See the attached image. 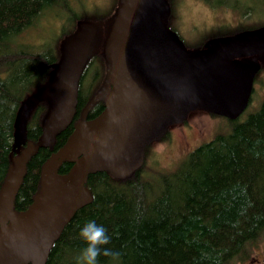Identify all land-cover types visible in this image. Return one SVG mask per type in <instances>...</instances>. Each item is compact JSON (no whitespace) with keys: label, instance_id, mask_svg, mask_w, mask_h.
I'll list each match as a JSON object with an SVG mask.
<instances>
[{"label":"water","instance_id":"obj_1","mask_svg":"<svg viewBox=\"0 0 264 264\" xmlns=\"http://www.w3.org/2000/svg\"><path fill=\"white\" fill-rule=\"evenodd\" d=\"M169 15L167 0L121 2L104 48L112 86L105 108L93 120L78 123L63 147L44 163L40 192L21 213L13 210L14 199L29 156L48 137L11 158L0 186V264H45L64 228L93 201L86 187L88 177L101 172L117 179L130 177L143 166L145 149L199 105L226 119L236 118L246 108L261 65L259 60L243 59L264 55V26L212 39L203 49L189 51L165 26ZM94 30L93 25L84 26L69 45L62 78L71 82V91L55 110L59 120L49 124V135L54 127L61 129L71 122L74 82ZM27 115V106L17 114L15 148L24 142ZM65 162L71 168L59 175Z\"/></svg>","mask_w":264,"mask_h":264},{"label":"rangeland","instance_id":"obj_2","mask_svg":"<svg viewBox=\"0 0 264 264\" xmlns=\"http://www.w3.org/2000/svg\"><path fill=\"white\" fill-rule=\"evenodd\" d=\"M208 1L174 0L173 14L169 22L177 29L174 32L187 50L200 44L205 37L210 38L216 35L219 29L226 28L234 31L239 27L264 25L262 0ZM219 1L222 4L215 5ZM0 2L9 5L8 9L1 13V18L7 17L6 21L0 20V68L2 69L0 129H5L4 134L8 143L13 146L12 127L17 113V104L23 97L26 100L24 94L29 85L32 83L38 85L43 81L42 65L35 59L38 56L43 57V60L47 59L51 55L49 52L62 43L65 35L82 21L83 16L87 18L93 16V21H99L100 19L95 16L105 15L97 13L102 7L103 11L107 10V16L111 17L114 13L115 0H75L69 8L70 12L68 14L63 12L62 20L60 12L56 13L54 18L48 16L53 18H48L49 27L46 31L50 30L49 35L46 31L35 35L42 39L38 43L21 39L22 35L27 36L26 32L18 34L33 21L35 24H40L37 23L39 13L35 0H0ZM121 2L122 0H118V7ZM93 7L96 8L94 14ZM1 9L3 7L0 5ZM111 10V14H108ZM246 12L250 13L245 15ZM46 21V19L42 20L40 24L42 29L45 28ZM108 22L110 24L112 20ZM59 23L63 25L59 33L55 34ZM13 44H17L15 48L17 53L25 58L11 57L15 51ZM259 59L262 69L256 75L250 104L239 117L226 119L199 107L187 117L184 123L169 127L162 139L152 142L145 149L143 166L130 178L117 179L105 172L89 176L86 187L93 197L94 209H108L122 204V201L126 202L129 197V187L134 182L138 183L144 194L150 197L164 192L167 183L173 187L175 194H179L181 186L178 184L177 177L180 174L188 173L194 178L199 177L218 158H225L230 151L245 154L251 161L264 164V56ZM45 66L46 63L43 70ZM33 95L37 105L45 93L40 88V90L35 89ZM37 126V120H33L32 125L28 127L29 143L35 141ZM19 152L20 149L15 150L13 155L16 156ZM47 152L44 148L36 155L42 158L47 155ZM243 185L250 188L249 183ZM200 218V230L192 234L191 242V250L197 255L198 264H219L230 256H236L237 249L229 247L232 237L230 220H218L217 217H206V215ZM254 249H256L254 252L249 251L252 258L264 257V239L255 245ZM81 250L64 247L58 243L50 250L45 264H76V257ZM112 250L120 253L119 264L135 263L131 246L124 250L118 248ZM239 259L243 260L245 257L240 255ZM99 261L100 264H110V257L101 256Z\"/></svg>","mask_w":264,"mask_h":264},{"label":"trees","instance_id":"obj_3","mask_svg":"<svg viewBox=\"0 0 264 264\" xmlns=\"http://www.w3.org/2000/svg\"><path fill=\"white\" fill-rule=\"evenodd\" d=\"M74 1L35 0L37 8L45 13L47 19L54 18L58 12L59 14L70 12L69 8ZM262 1L264 4V0ZM167 2L171 13L164 20V24L174 32L177 29L169 22L173 14L174 0ZM219 4L222 3L219 1L215 5ZM0 5L3 7L0 10V20L5 22L7 17L1 18V13L6 11L9 5L2 2ZM117 8L118 0H115L113 16ZM263 26L239 27L234 31L219 29V33L210 38L205 37L200 44L190 48L189 51L203 49L209 40L235 36ZM42 31L40 24L33 23L29 29L18 34L26 32L27 36L22 35L20 38L36 42L35 39L40 37L35 35ZM12 47L15 50L11 55L13 59L24 58L16 53L17 44H13ZM4 133L5 129L1 128L0 185L8 166L11 149ZM217 160L199 177L194 178L188 173L180 174L177 177L181 186L179 194H175L173 187L167 183L164 192L150 197L144 194L138 183L134 182L129 187L127 201H122L118 206L96 210L93 200L90 205L75 214L54 245L59 243L68 248H84L85 244L79 237V231L86 221L94 219L107 229L111 237V243L107 247L123 250L128 246L132 247L134 264H198L197 255L191 250L192 234L200 230V217L206 215V217H217L218 220H230L232 237L229 247L237 249V252L236 256H230L219 264H235L240 255L249 253L264 239V164L251 161L245 154L235 151H230L225 158ZM37 179V171L35 172V168L31 166L25 175L18 197L25 195L31 183L36 184ZM244 183H249L250 188L243 185ZM17 207L19 203L16 204Z\"/></svg>","mask_w":264,"mask_h":264},{"label":"flooded vegetation","instance_id":"obj_4","mask_svg":"<svg viewBox=\"0 0 264 264\" xmlns=\"http://www.w3.org/2000/svg\"><path fill=\"white\" fill-rule=\"evenodd\" d=\"M89 10L90 8L88 9V11ZM37 11L39 13V16L37 19H39L38 22L41 24L42 19L44 18L47 19V17L45 13H42L39 9H37ZM95 11H96V8L93 7L92 13L94 14ZM111 12L112 10L109 11L108 14H111ZM97 13H101L105 15L98 16V17L95 16L97 19H100L99 21H93L92 20L94 19L92 18L93 16L89 18H87L86 16H83L81 18L82 21H80L77 26L72 28V30L68 34L65 35L64 39L62 40V43L56 46V49L54 48V50H51L49 52L51 55H49L47 59L43 60V57L41 56H38L35 59V60H38L42 65L41 74L43 77V81L39 83L38 85H33V83L29 85L28 89L25 91V94H24V96L26 95V100L23 97L17 104V113H16L13 127H12L14 144H15V137H14L15 136V120H16L17 114L22 107L27 106L28 115H27V120L25 124V139H24L23 144L19 148H15L14 145L13 146L10 145L11 149L9 152L10 159L8 162V166H9L11 158L20 155V153L23 152L27 148L28 144L38 145L43 138L46 139L48 137V140L43 145H40L37 148V150L34 151L29 156V159H28V162L25 168V174L23 176L22 184L24 183L25 175L28 173L31 166L35 168V172L37 171L38 179L35 181L36 184L33 183L32 185L31 183L25 195H22V197L21 196L18 197L20 189L22 187V184H21L20 189L14 199L13 210L16 211L17 213L24 212L29 207L34 197L40 192V172H41L42 166L50 158V156L53 153H55L56 151H58L60 148L63 147V145L70 138L72 132L74 131L75 126L80 122H87V121L93 120L98 115H100L105 108L106 99H107L109 92L112 89V86L109 82L110 66L107 64L105 60L104 48H105V43L109 35L110 28H111V25L113 23V19L115 18V16L113 15L111 17L110 15L107 16V10L103 11L102 7L99 11H97ZM62 15H63V12H61L60 14L61 20H62ZM108 20H112V22L109 24ZM32 23L28 25L23 31L29 29L32 26ZM62 25L63 23L58 24V27H56L55 34L59 33ZM90 25H93L95 27V30H94L93 38L88 46L86 60L84 61V64L81 68L79 76L75 79V82H74V97H75L74 114L72 116L71 122L67 126H64V128H61V129H56L54 127L53 128L54 132L51 135H49V131L48 130L46 131L47 127L53 120L55 121V119L58 118V117H54L56 113L55 110L58 108L60 104L65 103V99H67V92L71 91V82L70 84L68 83V81L64 82L62 78L64 71H65L68 55H69V45L73 40L77 38L79 32L84 26H90ZM48 27H49V21L47 19V21L45 22V28H43L42 34L46 31V28ZM49 31L50 30H48V32L46 31L48 35H49ZM41 40H42L41 38L35 39L36 43L41 42ZM79 47H81V44L78 46V55H79ZM75 56L76 54H74V57ZM263 56L264 55L250 57V58L243 59V61L247 63L254 61V60L260 61L259 58ZM23 57L25 58V56ZM16 59H19V58H16ZM45 63H46V66H45L46 68L43 70ZM259 63L261 64V62ZM73 71H75L74 63L72 64V67L70 70V74L72 77H73ZM254 83H255V80H254ZM254 83H253V90L251 92V95L254 91ZM40 88L43 89V92L45 93V95L42 98L41 102L35 105L33 91L35 89L40 90ZM249 104H250V98H249L246 108L249 106ZM199 107H203V106L199 105ZM192 112H190L189 115ZM189 115L187 117H189ZM240 115L241 113L237 117H239ZM33 120H37V125H38L36 129L37 134L35 136V141L33 143H29L28 142L29 138L27 137V130H28V127L32 125ZM58 120L59 118L57 119V121ZM49 130L52 131L51 127ZM45 134H46V137H45ZM44 148H46L48 151L47 155L45 157L39 158L38 155H36V153ZM18 149H20V152L16 156H14L13 151L18 150ZM71 165H72L71 163L65 162L64 164L60 166L57 173L59 175L67 174L71 168ZM7 168L5 171V175L7 172ZM62 169H65V170L62 171ZM106 174L109 175L108 173ZM5 175H4V178H5ZM3 180H2V183H3ZM17 203H19V207L16 208ZM252 250L254 252L256 249H254L253 247ZM242 256L245 257V259L243 260L239 259L237 260V262H235V264H264V257L262 256L259 258H254V257L252 258L250 253L242 254Z\"/></svg>","mask_w":264,"mask_h":264},{"label":"clouds","instance_id":"obj_5","mask_svg":"<svg viewBox=\"0 0 264 264\" xmlns=\"http://www.w3.org/2000/svg\"><path fill=\"white\" fill-rule=\"evenodd\" d=\"M79 237L85 247L76 257V264H100L101 256L110 257V264H119L120 253L107 247L111 243V237L102 224L94 219L86 221L79 231Z\"/></svg>","mask_w":264,"mask_h":264}]
</instances>
